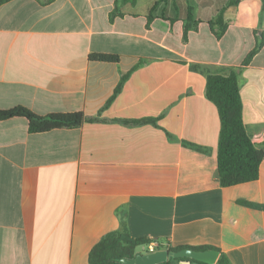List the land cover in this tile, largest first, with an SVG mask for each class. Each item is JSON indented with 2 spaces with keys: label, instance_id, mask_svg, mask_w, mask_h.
<instances>
[{
  "label": "crops",
  "instance_id": "0c3cea01",
  "mask_svg": "<svg viewBox=\"0 0 264 264\" xmlns=\"http://www.w3.org/2000/svg\"><path fill=\"white\" fill-rule=\"evenodd\" d=\"M188 4L200 22L184 40ZM262 4L1 3L0 109L81 111L98 121L31 133L22 117L0 120V264H89L93 245L121 220L132 237L212 246L232 264H264V210L248 205L264 204V161L256 180L220 185V119L205 73L191 68L239 70L243 123L264 143V44L244 64L264 34ZM220 12L226 28L217 38L208 22ZM92 53L119 60H90ZM144 118L156 124L119 121Z\"/></svg>",
  "mask_w": 264,
  "mask_h": 264
},
{
  "label": "trees",
  "instance_id": "16d2710c",
  "mask_svg": "<svg viewBox=\"0 0 264 264\" xmlns=\"http://www.w3.org/2000/svg\"><path fill=\"white\" fill-rule=\"evenodd\" d=\"M6 0H0V4ZM134 4L136 0H123ZM262 7L264 8V0ZM157 4V2L155 3ZM154 4V6H155ZM154 6L151 8L148 19L152 18ZM163 16V15H162ZM199 20L194 18L193 8L188 4L186 16L184 19L183 38L187 39V33L195 29ZM210 25L218 26L215 33L219 38L224 32L226 25L223 21L222 12L213 20L208 22ZM264 44V34L257 40L254 48L248 53L244 60L247 64ZM90 60L103 62H117L119 57L114 54L92 53L88 56ZM195 71L205 73L206 86L205 95L214 103L217 108L220 119V131L217 146V171L216 177L222 187L232 186L240 183L256 180L259 176V166L264 161V143L258 144L252 141L250 133L242 119V100L240 96V86L238 80L239 70L236 68L211 69L202 67L198 64L191 65ZM226 70V72H224ZM127 75L121 76L112 95L107 100L106 105L116 97L121 90ZM13 117H22L28 122V130L31 133L45 132L55 128H72L80 126L84 122L98 121L96 117H87L81 111L69 113H50L47 115H37L23 106H16L10 109H0V120H6ZM156 119H128L119 120L124 124H156ZM168 138L177 140L171 134L167 133ZM183 146L202 150L194 143L181 140ZM252 208L264 210V204L248 203ZM151 239L144 237H132L129 233L127 223L121 220L117 229L104 234L99 241L93 245L88 255L89 264H123L121 259H131L137 254H143L139 251L142 245L150 242ZM190 248L193 250H214L219 253L215 264H232L225 253L212 246H176L160 245L157 249H167L170 254L182 249ZM149 252V251H147ZM146 252V253H147ZM170 256V255H169ZM178 261H190L198 264H206L194 261L186 257L173 258ZM161 264H171L168 258Z\"/></svg>",
  "mask_w": 264,
  "mask_h": 264
},
{
  "label": "water",
  "instance_id": "95a60500",
  "mask_svg": "<svg viewBox=\"0 0 264 264\" xmlns=\"http://www.w3.org/2000/svg\"><path fill=\"white\" fill-rule=\"evenodd\" d=\"M170 255L167 249H157L144 254H137L131 259H121L123 264H160L165 262ZM173 257H186L194 261L215 264L218 252L214 250H193L190 248L182 249L172 253Z\"/></svg>",
  "mask_w": 264,
  "mask_h": 264
},
{
  "label": "built area",
  "instance_id": "2783aa9c",
  "mask_svg": "<svg viewBox=\"0 0 264 264\" xmlns=\"http://www.w3.org/2000/svg\"><path fill=\"white\" fill-rule=\"evenodd\" d=\"M158 246H160V244H159L157 241L151 239L149 243H147V244H145V245H142V246L140 247V249H142V250H146V251H153V250H155Z\"/></svg>",
  "mask_w": 264,
  "mask_h": 264
},
{
  "label": "rangeland",
  "instance_id": "374dc122",
  "mask_svg": "<svg viewBox=\"0 0 264 264\" xmlns=\"http://www.w3.org/2000/svg\"><path fill=\"white\" fill-rule=\"evenodd\" d=\"M139 251H140L141 253H143V254L147 252L146 250H142V249H139ZM149 252H150V251H149ZM173 258H174L173 255L170 254L169 259H170V263H171V264H198V263H196V262L178 261V260H174Z\"/></svg>",
  "mask_w": 264,
  "mask_h": 264
}]
</instances>
